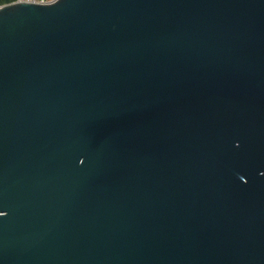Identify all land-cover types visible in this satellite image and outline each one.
<instances>
[{
	"label": "water",
	"instance_id": "obj_1",
	"mask_svg": "<svg viewBox=\"0 0 264 264\" xmlns=\"http://www.w3.org/2000/svg\"><path fill=\"white\" fill-rule=\"evenodd\" d=\"M0 264H264V0L1 6Z\"/></svg>",
	"mask_w": 264,
	"mask_h": 264
},
{
	"label": "built area",
	"instance_id": "obj_2",
	"mask_svg": "<svg viewBox=\"0 0 264 264\" xmlns=\"http://www.w3.org/2000/svg\"><path fill=\"white\" fill-rule=\"evenodd\" d=\"M18 1H26V0H7L6 2L0 3V7L8 3L18 2ZM31 1L39 2V3L47 2V0H31Z\"/></svg>",
	"mask_w": 264,
	"mask_h": 264
},
{
	"label": "trees",
	"instance_id": "obj_3",
	"mask_svg": "<svg viewBox=\"0 0 264 264\" xmlns=\"http://www.w3.org/2000/svg\"><path fill=\"white\" fill-rule=\"evenodd\" d=\"M7 0H0V3L6 2Z\"/></svg>",
	"mask_w": 264,
	"mask_h": 264
},
{
	"label": "rangeland",
	"instance_id": "obj_4",
	"mask_svg": "<svg viewBox=\"0 0 264 264\" xmlns=\"http://www.w3.org/2000/svg\"><path fill=\"white\" fill-rule=\"evenodd\" d=\"M47 1H51V0H47Z\"/></svg>",
	"mask_w": 264,
	"mask_h": 264
}]
</instances>
